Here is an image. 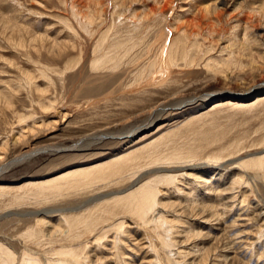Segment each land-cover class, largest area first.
Wrapping results in <instances>:
<instances>
[{
    "label": "rangeland",
    "instance_id": "obj_1",
    "mask_svg": "<svg viewBox=\"0 0 264 264\" xmlns=\"http://www.w3.org/2000/svg\"><path fill=\"white\" fill-rule=\"evenodd\" d=\"M243 1L0 0V93L7 95L0 103V149L8 144L0 165L27 147L57 149L0 175V184L9 188L0 192V244L17 256L15 264L23 251H41L36 244L23 242L28 231L52 235L61 223L60 216L77 214L67 210L127 191L135 176L38 204L31 193L42 190L43 182L67 170L109 163L134 151L150 156L161 147V153L195 149L200 156L188 163L158 167L170 173L151 175L155 168L137 173L136 178L143 175L139 186L166 173L174 177L169 185L159 184L161 205L152 213L167 216L175 224V228L166 223L158 228L162 227L159 232L167 240L172 238L173 246L163 250L137 220L122 215L127 233L117 251L126 264H264V177L239 167L256 158L255 154L264 157V97L256 102L255 93L246 98L248 103L212 102L201 109L213 95H245L264 84V0H248L238 9ZM97 2L103 6L95 8ZM91 5L92 20L85 18ZM209 6L211 13L205 11ZM81 22L88 24L87 30ZM161 30H170L171 40L183 41L191 58L179 63L157 86L145 87L143 80L151 73L149 57L158 52L156 37ZM101 36L123 59L116 70L95 71L92 66ZM244 41L249 44L245 53L255 54L256 60L259 56L257 70L247 64V57L243 71L224 68L226 72L217 75L206 67L217 60L222 68L223 61L245 47ZM55 42L68 46L58 50L53 47ZM150 46L151 55L147 53ZM138 84L143 86L137 88ZM179 103L183 105L176 106ZM154 108L159 109L150 113ZM22 117L25 128L19 124ZM139 127V133L127 135ZM98 131L113 135H103L107 138L100 137L87 148L73 147L85 136L94 134L95 138ZM24 132L26 141L19 139ZM223 152L229 154L219 161L213 159ZM26 183L31 184L26 188ZM44 210L54 211L48 216L50 226L38 224L39 219L30 215ZM115 233L111 229L107 242L99 243L105 247L98 249L96 242L91 245L93 264H123L116 261L117 252L109 242ZM86 238L92 237L87 234Z\"/></svg>",
    "mask_w": 264,
    "mask_h": 264
},
{
    "label": "bare ground",
    "instance_id": "obj_2",
    "mask_svg": "<svg viewBox=\"0 0 264 264\" xmlns=\"http://www.w3.org/2000/svg\"><path fill=\"white\" fill-rule=\"evenodd\" d=\"M247 1L248 0H244L243 2L238 4L237 5L238 9L241 8V4H243ZM102 2H97L94 5V7L98 8V6H99V8H100V6H103ZM90 3H92V2H90ZM92 4H94V3H92ZM117 7H119V6H117ZM91 8H93V6L92 7L87 6L88 12H87L86 17H85L86 19L92 20L94 15H95L93 9L91 10ZM72 10L74 11L73 7H72ZM262 10H261V12H262ZM205 11H207V13H211V7L210 6L207 7ZM216 11H217V9L215 8V13H216ZM75 13H77V12H75ZM118 13H119L118 17L120 18V12H118ZM116 14H117V10H116ZM77 16H79V15H77ZM96 20H97V18H96ZM81 25L83 26V28L85 30H87L88 24L85 25V24H83V22H81ZM111 31H113V30H111ZM157 34L158 35L156 37V40H157V45H158V48H157L158 52L154 58H153L154 55L149 57L148 70H151V73L149 74V77H147L143 80L144 84L143 83L142 84L145 87H147V86L151 87L154 85L157 86L158 83H160L161 81L166 79V77L171 73L172 69H174L175 67L179 68L180 67L179 65L181 64V62L182 63H183V61L188 62V61H190V58H191V57H189V52L187 51V49L185 47V43L183 41H180L179 39H172L171 40V31L170 30H161ZM112 36H113V34L111 35V37ZM108 38H110V36ZM121 39L123 41L125 40L123 38H121ZM112 42H114V41H112ZM244 42H245L244 43L245 47L240 48V51L238 50L239 53L237 52V54H236L237 56L231 55L230 58L226 62L223 61L222 63L225 65L223 67L221 66L222 68H219L221 63L217 60L214 62H212V61L208 62L207 61L208 63L206 64V67H209L217 75L218 74L220 75V73H222V72L225 73L226 69H233L234 68L233 69V71H234L235 68H239L241 71H243L245 69V67L247 68V66L245 65V63L243 61V58L247 57V59L248 58L250 59L249 62H247V64H250V67L252 70H254V69L257 70V68L259 66L256 68L255 65L257 64L256 62L258 61L259 56L256 60L254 57L255 54L254 55L250 54L251 52L246 54L245 51L249 50V44H247L248 41H244ZM109 44L110 43L104 38V36L103 37L101 36V39L98 41L99 49L96 47L99 51L96 53V58L94 57L97 60L96 61L94 60V63L92 64L94 69H96L95 71H98V70L102 71L103 69L116 70L119 67L118 65H119L120 61L123 60L120 55H116V53L112 52V49L114 47L112 45L109 46ZM65 45H67L66 42H55L53 44V47L57 48L58 50H61V49H63V46H65ZM155 45H152V46L155 47ZM238 45L240 46L241 43L239 42ZM152 46H150V48L148 49L147 53L149 55H151V53L153 51ZM128 52H130V51H128ZM125 53H126V51H125ZM125 53H124V55H125ZM261 60H263V58ZM192 62H193V60H192ZM181 65H183V64H181ZM250 67H249V69H250ZM224 68H226V69H224ZM143 78H144V76H143ZM142 84H138L137 88L140 86L142 87L143 86ZM255 93H256L257 97H254L253 99H254V101L257 102V101L261 100V98L264 97V84L261 83V86L259 88H255L253 90H250L245 95L244 94L235 95L232 92H228L225 94L213 95V96L209 97L210 99L205 100L204 104L201 106V109H206L209 106H212L211 105L212 102L215 103V102L226 101L228 103L237 102L238 104L248 103L250 100H247L246 98L248 96L253 97V95ZM3 98H6V100H7V95L5 93H0V103L3 102V101H1V100H3ZM4 102H5V100H4ZM182 105H183V103H179L176 106L179 107ZM162 107H164V106H162ZM43 108H45V107H43ZM158 109L159 108H154L151 110L150 113L157 111ZM152 123H153V121H152ZM19 124L21 126H23L22 128H25V120L23 119V117L19 118ZM132 129L127 133V135H130V136L133 135L134 136L137 133H139V131H140V127L136 128L135 130H132ZM24 131H26V130H24ZM33 132H35L34 129H33ZM98 132H99V134H96L95 138L92 137V135H94V134H90L88 136H85L84 138H82L78 141V145H75L73 147L77 148V146H78V148H79V144H81V146H80L81 148H87V147H90L91 145L97 144L98 141H100V137H103V135L107 134L105 132L104 133L101 132V134H100V131H98ZM108 135H113V132H112V134H107V136ZM25 136L26 135L24 132V134H22L19 137V139L25 140L24 139ZM133 136H131V137H133ZM101 140H102V138H101ZM162 143H164V142H162ZM165 145H167V143H165ZM7 146H8V144H6L3 148L0 149V163L2 162L1 160L4 161V158H5L4 156L7 154L6 153V151H7L6 147ZM160 146H162V145L160 144ZM161 148H159V149H161ZM237 148H239V147L237 146ZM159 149L157 148L155 150V152L151 153L150 156H147V154H146L143 157L139 156V153L134 151V152L129 153L125 156H122L118 159L112 160L109 163L98 164V165H95L91 168L89 167V168H79V169L67 170L66 172H63L56 177H52L51 179L49 178L43 183L41 182L42 187H40V189H42V190L35 189L34 190L35 194H33L34 192L31 193L33 196V200H35L36 203H38V204H42L45 202L47 203L51 199L58 197L60 195L63 196L64 194H69V193L78 192V191H82V190L83 191H91V190H94L97 186L104 185V184L109 185L113 182L119 183V182L125 180L126 178L135 176L134 177L135 178L134 183L129 190L124 191L122 193H115L112 195L98 197L96 199L90 200L88 203L84 204L83 206H81L79 208L67 210L68 212L77 213V214H73L71 216H63V217L60 216L58 218V222L59 223L61 222V223H60V225H58L57 228H54L55 232L52 235H50V236L43 235L40 232H35V230L28 231V233L26 235H24V237H23L24 238L23 242L24 243L28 242V244H29V242L34 243V244H36V246L41 248V251H34L32 249H29L28 251L26 250L25 252L23 251V253H22L23 255L21 256L19 264H93L91 262V256L92 255H90L89 248L91 247V245L94 244V242H96L97 244H99L101 241L107 242V239L110 238L109 237V231L111 229L112 230L115 229V231H116L114 239L112 241L108 240L113 245L112 249L116 250V252H117L115 254V259H116V261H121V263L126 264V261H125L123 254H120V251H117V250H119L117 246L120 247L121 245H123L122 236H125V234L127 233V231H126L127 222L120 220L122 215H123V218L124 217L128 218L130 216L131 218L135 219V221L137 220V224L139 226H142L143 229L145 228L144 229L146 231L145 233H148V235L153 237L155 242L159 243V245L161 246V248L163 250L172 247L173 246L172 245V241H173L172 238H170V240H167L165 238V236H163L161 234V232H159V230L162 227L160 229H158V228L160 225H162L164 223H166L168 225L170 224L169 228H175V224L173 222L172 223L168 222L167 216L161 215L160 217H158L159 214H158V216H154L152 213L155 212L158 205H161L160 201L158 200L159 184H168L174 180V177H172L166 173V174H164V176H159V177H157L153 180H150L149 182L139 186V184L141 183L140 181L143 179L142 178L143 175L141 177H139L140 176L139 175L138 178H136V176L138 175L137 174L138 172L142 171L145 173L147 171H150V169H153V168H155V171L150 172L151 175L168 172L166 169L161 170L158 167L161 165H174L176 163H179V164L180 163L181 164L188 163V162H191L192 160L197 159L200 156V153L194 151L195 149L189 150V151L187 149H183V150H178V151H171L170 154H167L165 152L161 153L162 151H159ZM233 150H235L234 147L230 148L231 153ZM23 151L21 152L22 154L12 158V160H10L7 164H5V165L1 164L0 165V175L2 173H5L6 171L10 170L11 168H14L15 166L21 164L22 163L21 161L23 159L29 157L34 152L46 151L47 153L48 152L53 153L54 151H57V149L52 148L51 146H49V147L46 146V147L37 148V149H32V147H27V150L24 152ZM228 154L226 152H223L222 154L214 155L213 159L219 161L220 159H222L224 156H227ZM255 155L257 156L256 158L250 159V160H247V161L241 163L239 167L244 169L245 173H246V171L247 172L252 171L255 174H258L257 175L258 177L260 176L259 173H262V175L264 177V157H259L258 154H255ZM184 169H186V168H184ZM180 170L182 171V169H180ZM127 172H129V173H127ZM174 172L172 171V173H174ZM168 173H170V172H168ZM241 178H242V176H241ZM241 178L238 179L237 183H239ZM257 180H258V178H257ZM30 184L31 183H26L24 185V187L29 186ZM36 184H37V186H34L35 188L38 187V183H36ZM39 186H40V183H39ZM24 187H23V189H24ZM28 188H30V187H28ZM8 189L9 188L5 184H0V192H4V191L6 192ZM194 200H196V198ZM99 202L100 203L102 202V204L100 206H95L94 208L88 209V207H90L91 205H95ZM168 206H170V205H168ZM193 206H195V205H193ZM197 207L198 206H196L192 209L194 211H196L195 209H197ZM203 207H205V206H203ZM85 208L87 210H83ZM204 209L205 208L201 209L202 212H206ZM206 209H207V207H206ZM55 212H57V210ZM58 212H59V210H58ZM60 212L65 213L66 210H63V211L61 210ZM51 213H54V211L44 210V211L32 213L30 215L35 216V217H37V219H39V220H37L38 224L44 225V226H46V225L50 226V223L48 222V216ZM128 220H129V218H128ZM114 221H117V222H114ZM130 223L133 224L134 222H130ZM135 226H137V225H135ZM135 226H132V227H135ZM108 228H111V229H108ZM136 228H138V227H136ZM131 229L134 230V228H131ZM43 231H45V230H43ZM43 231H41V232H43ZM58 234H60V235H58ZM87 234L90 235L92 238L87 239L86 238ZM197 236H199V234H197ZM136 244H137V242H136ZM55 245H59V250L58 249L55 250L56 249ZM102 246L105 247L104 245L99 244L98 249H100ZM143 247L145 248V246H143ZM140 248H142V247L140 246ZM131 253H133V252H131ZM121 256H123V257H121ZM16 261H17V256H15V254H12V252L10 253L9 250L5 249L4 246H2L0 244V264H15Z\"/></svg>",
    "mask_w": 264,
    "mask_h": 264
},
{
    "label": "water",
    "instance_id": "obj_3",
    "mask_svg": "<svg viewBox=\"0 0 264 264\" xmlns=\"http://www.w3.org/2000/svg\"><path fill=\"white\" fill-rule=\"evenodd\" d=\"M106 138H107V137H103V139H106ZM63 151H66V150H63ZM45 152H46V151H42V152H34V153H32L29 157L23 159L21 162L23 163L24 161L29 160V159H31V158H33V157H35V156H37V155H39V154H41V153H45Z\"/></svg>",
    "mask_w": 264,
    "mask_h": 264
}]
</instances>
